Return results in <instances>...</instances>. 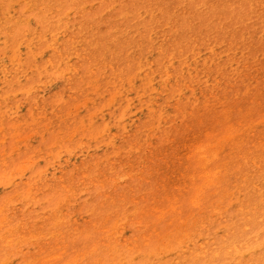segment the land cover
Instances as JSON below:
<instances>
[{
	"label": "rangeland",
	"instance_id": "obj_1",
	"mask_svg": "<svg viewBox=\"0 0 264 264\" xmlns=\"http://www.w3.org/2000/svg\"><path fill=\"white\" fill-rule=\"evenodd\" d=\"M217 1L0 0V264H264V19Z\"/></svg>",
	"mask_w": 264,
	"mask_h": 264
},
{
	"label": "bare ground",
	"instance_id": "obj_2",
	"mask_svg": "<svg viewBox=\"0 0 264 264\" xmlns=\"http://www.w3.org/2000/svg\"><path fill=\"white\" fill-rule=\"evenodd\" d=\"M220 1H222V0H220ZM238 1H241V0H231V1H228L227 3H225L224 5H221V3L219 5V2L218 1H217V4L218 5L211 3V5H210V11L211 10H218V11L221 10V11L224 12V10H225L226 12H228V10H230L233 7V5L236 2H238ZM252 3H254V8L253 9H251L252 8ZM244 5L247 7V10L250 11V13L247 14V15H249V17L252 16V18L254 20H263L264 19V0H251V1H248L247 0V1H244ZM218 6H219V8L217 9ZM223 16H226V14H224V15H221L220 13L218 14V22L219 23H222V21L224 20V17ZM227 118L228 119L226 120L225 123H223V125L224 124H228V122H230L233 119L231 117H227ZM215 124H216L215 123V120H213L212 122H210L208 125H210L209 127H211V128H206L205 131H203V133L207 132L208 129H212V128L216 127ZM261 146H262V144L260 143V144L254 146V147L257 148V149H260V151L263 152L264 149H262ZM242 149L244 150V146L242 147ZM255 153L256 152L254 150H248V154H247V157H248V161H247L248 162V166L253 165V167H256L257 169H259L260 171L263 172L264 170H262V167H263L262 163L264 162V156L258 155V156H255L254 157V154ZM168 197H172V196H166V198H168ZM175 200H176V198H173L172 202H174ZM155 209L158 210L157 207L154 208V210ZM7 240H8V237H6V241ZM10 242H12V239L10 240ZM249 263H246V264H249ZM250 264H254V263H250Z\"/></svg>",
	"mask_w": 264,
	"mask_h": 264
}]
</instances>
